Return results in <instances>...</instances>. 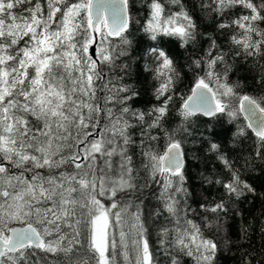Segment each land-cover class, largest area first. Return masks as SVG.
Here are the masks:
<instances>
[{"label":"snow or ice","instance_id":"snow-or-ice-1","mask_svg":"<svg viewBox=\"0 0 264 264\" xmlns=\"http://www.w3.org/2000/svg\"><path fill=\"white\" fill-rule=\"evenodd\" d=\"M198 7L218 18L226 45L199 30L184 0H0V264H159L158 248L168 264H215L217 243L189 218L184 145L197 143L202 117L243 116L233 139L255 138L243 167L264 162V94L230 79L237 59H251L264 89V0ZM133 30L154 42L146 108L133 106L141 93L125 82ZM205 36L186 64L192 86L178 92L181 72L164 45L187 51ZM200 139L227 170L215 183L229 199L255 191L219 143ZM200 207L228 211L223 197ZM239 264H264V244Z\"/></svg>","mask_w":264,"mask_h":264},{"label":"trees","instance_id":"trees-1","mask_svg":"<svg viewBox=\"0 0 264 264\" xmlns=\"http://www.w3.org/2000/svg\"><path fill=\"white\" fill-rule=\"evenodd\" d=\"M184 3L193 11L199 30L204 33H211L217 37V43L226 45L227 33H221L216 30L218 18L214 15H207L198 7L200 0H184ZM238 11V10H237ZM137 19L143 14V8L137 4L132 9ZM133 47L130 50L129 57L122 62L131 64V71L126 78V83L134 84L141 95L134 102V107L146 108L155 99L152 96V90L155 81L150 72L144 70L146 63H151V58L146 57L145 53L149 46L154 42L150 41L142 32L133 30L131 37ZM199 43L195 49L189 46L187 51L179 46V42L172 40L165 43L164 47L176 57L177 66L181 72V79L178 84V92H187L192 86V73L188 71L186 64L190 62V57L195 51L202 54V49L207 48L208 40L205 37L198 38ZM225 50H227L225 48ZM231 62V59H230ZM236 68L230 73V79L242 82L244 92L253 96L264 94V89H260L254 79L255 70L253 61L249 59L245 63L242 59L236 60ZM264 106V105H262ZM175 123V121L173 122ZM246 123L243 116L235 123H230L227 117L207 118L202 117L197 122L199 131L194 137L197 140L193 144V138H187L184 145L185 150V175L187 182L185 187L188 189L189 196L187 205L190 206L189 218L194 219L200 224L205 236L213 239L218 245V251L215 264H239L241 253L245 249L259 253L261 245L264 244V162L253 160L250 166L245 169V157L254 152V136L249 130L246 138L234 140L232 133L235 132L237 124ZM138 132L139 130H135ZM204 136H211L215 142L221 145L223 154L227 155L235 163V167L240 168L243 173L242 179L246 180L254 189V192L245 193L240 198L229 199L224 189L215 183L217 179H223L228 175L221 161L215 154L205 152L206 143L201 141L200 133ZM163 141L161 140V150ZM212 181V182H209ZM144 197H148L149 207H157V202L151 200L150 191L144 192ZM223 197L226 203L227 215L205 212L200 205H210L212 202H219ZM150 201V202H149ZM194 210V211H191ZM166 215V214H164ZM159 223L164 222V216L158 218ZM242 229H247V238H242L244 233ZM157 237L153 233V242ZM159 264H168L167 258L158 248ZM187 264H191L187 258Z\"/></svg>","mask_w":264,"mask_h":264},{"label":"water","instance_id":"water-1","mask_svg":"<svg viewBox=\"0 0 264 264\" xmlns=\"http://www.w3.org/2000/svg\"><path fill=\"white\" fill-rule=\"evenodd\" d=\"M22 225H15L14 227H21Z\"/></svg>","mask_w":264,"mask_h":264},{"label":"flooded vegetation","instance_id":"flooded-vegetation-1","mask_svg":"<svg viewBox=\"0 0 264 264\" xmlns=\"http://www.w3.org/2000/svg\"><path fill=\"white\" fill-rule=\"evenodd\" d=\"M15 225H19V224H14L13 226H15Z\"/></svg>","mask_w":264,"mask_h":264}]
</instances>
